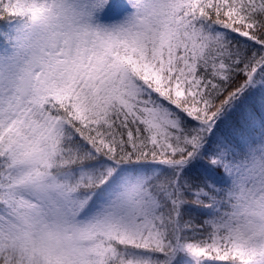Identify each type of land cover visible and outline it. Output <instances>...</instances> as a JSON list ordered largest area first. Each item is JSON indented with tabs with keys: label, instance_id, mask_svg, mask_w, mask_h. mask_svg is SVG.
Returning a JSON list of instances; mask_svg holds the SVG:
<instances>
[{
	"label": "snow or ice",
	"instance_id": "6c2138e0",
	"mask_svg": "<svg viewBox=\"0 0 264 264\" xmlns=\"http://www.w3.org/2000/svg\"><path fill=\"white\" fill-rule=\"evenodd\" d=\"M0 264H264V0H0Z\"/></svg>",
	"mask_w": 264,
	"mask_h": 264
}]
</instances>
